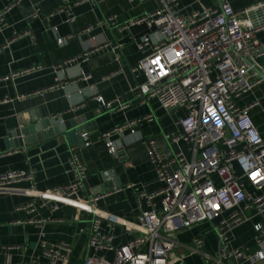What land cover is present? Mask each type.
I'll use <instances>...</instances> for the list:
<instances>
[{
  "label": "crops",
  "instance_id": "0c3cea01",
  "mask_svg": "<svg viewBox=\"0 0 264 264\" xmlns=\"http://www.w3.org/2000/svg\"><path fill=\"white\" fill-rule=\"evenodd\" d=\"M219 1L228 2L233 10L239 11L264 0ZM218 4V0H177L176 9L181 16H186L193 11L218 7ZM8 5V0H0V9ZM154 9L153 0L142 3L129 0H18L10 8L5 15L6 25L0 30V173L30 171L33 188L46 191L73 179L70 157L75 155L87 168L84 191L80 195H99L96 203L99 210L137 221L140 214L138 194L162 187L148 160L145 140H153L156 152L164 159L172 157L178 149L189 156L185 144L175 145L164 138L166 134L179 131L176 123L185 116V111L163 108L154 98L144 100L136 96L145 77L133 73L132 68L144 56L137 50L136 43L139 36L149 32L147 26L139 24L119 31L120 25L127 20ZM113 15L117 17L114 23L103 22L104 18ZM67 37L71 38L65 45L57 44V38ZM255 37L264 44V29ZM104 43L108 47L93 53L87 62L66 64ZM259 63L263 68L262 80L241 95L236 103L240 107L256 103L249 109V117L264 138V55L259 58ZM35 66H40V70L14 80H2L11 73ZM54 66L61 67L54 71L51 68ZM80 72L89 78H81ZM96 96L110 101L111 107L101 106ZM40 118H51V126H58L59 134L21 146L18 139L8 137ZM131 121H136L131 129L111 134L110 139L117 148L114 155L108 154L100 135ZM28 131L27 137L36 134L34 130ZM83 133L87 134L86 138L81 137ZM175 168L174 165L169 170ZM213 179L218 183L216 176ZM15 187L28 189L30 183L21 181ZM247 191L253 193L250 187ZM155 201L158 207V199ZM32 202L33 198L29 196L0 194V264H45L40 243L60 241L73 248L70 264H82L85 256L90 254L85 247L90 216L68 205H59L54 211L49 204L39 207L41 200L36 201L32 210L27 207ZM230 213L225 210L211 221L178 231L175 238L179 244L168 264H203L202 254L187 249V244L196 237L203 240L201 250L215 257L222 229L229 250L252 248L253 225L264 224V211L256 214L248 210L240 224L222 227L220 222ZM80 229L84 232L79 236ZM114 233L117 236L115 245L130 238L120 229ZM230 263L249 264L238 258H232ZM256 264H264V260Z\"/></svg>",
  "mask_w": 264,
  "mask_h": 264
},
{
  "label": "built area",
  "instance_id": "2783aa9c",
  "mask_svg": "<svg viewBox=\"0 0 264 264\" xmlns=\"http://www.w3.org/2000/svg\"><path fill=\"white\" fill-rule=\"evenodd\" d=\"M8 1L9 5L0 9V30L6 25L5 15L18 3V0ZM153 2L152 12L127 20L119 31L139 24L147 26L149 32L139 36L136 43L144 56L132 68L133 73L145 77L136 96L144 100L154 98L163 108L185 111V116L176 123L179 131L164 138L175 145L185 144L189 156L178 149L172 157L164 159L156 152L154 141L145 140L148 160L162 187L138 194L137 221L99 210L96 205L99 195H80L84 191L87 168L75 155L70 157L73 179L46 191L33 188L30 171L0 173V194L29 196L33 202L27 207L32 210L36 201L41 200L39 207L49 204L54 211L59 205H68L90 216L85 244L90 254L82 264H168L179 244L175 238L178 231L211 221L225 210L231 213L220 222L222 227L240 224L248 210L256 214L264 211V138L249 117V109L256 103L243 107L236 103L262 80L259 58L264 55V44L255 34L264 29V1L239 11L233 10L228 2H221L218 7L193 11L186 16H181L176 9L177 0ZM116 19L115 15L108 16L103 22L112 24ZM25 34L31 36L29 32ZM70 38H57L56 42L63 46ZM107 47L104 43L87 50L66 64L87 62L93 53ZM60 67L51 68L56 71ZM37 70L40 66L11 73L2 80H14ZM80 76L89 78L84 72ZM95 99L106 109L111 107V102L101 96ZM135 124L136 121H131L100 135L108 154L114 155L117 148L110 139L111 134L131 129ZM86 135L83 133L81 137ZM174 165L176 168L169 170ZM213 176L218 178V183ZM21 181L30 183V188L15 187ZM116 229L130 238L115 245ZM83 232L80 229L78 235ZM253 232L252 248L229 250L222 229L215 257L201 250L200 237L187 244V249L202 254L211 264H231L232 258L256 264L264 260V224L255 223ZM40 245L45 264H70L73 248L67 242H41Z\"/></svg>",
  "mask_w": 264,
  "mask_h": 264
},
{
  "label": "water",
  "instance_id": "95a60500",
  "mask_svg": "<svg viewBox=\"0 0 264 264\" xmlns=\"http://www.w3.org/2000/svg\"><path fill=\"white\" fill-rule=\"evenodd\" d=\"M218 2V5H220L221 1L218 0ZM51 122V118H40L34 124L27 126L28 128L17 129L15 130V132H12V134H10L8 137L18 139L17 142L19 143V146H21L22 143H29L35 140L41 141L42 139H47L48 137L53 136L54 134L58 135V126L53 125L52 127ZM28 130H30V132L34 130L36 134L27 137V133L29 132ZM19 137L23 138H20V140ZM115 185H118L117 182L115 183Z\"/></svg>",
  "mask_w": 264,
  "mask_h": 264
},
{
  "label": "rangeland",
  "instance_id": "374dc122",
  "mask_svg": "<svg viewBox=\"0 0 264 264\" xmlns=\"http://www.w3.org/2000/svg\"><path fill=\"white\" fill-rule=\"evenodd\" d=\"M203 264H207V260L204 259V260H203Z\"/></svg>",
  "mask_w": 264,
  "mask_h": 264
}]
</instances>
